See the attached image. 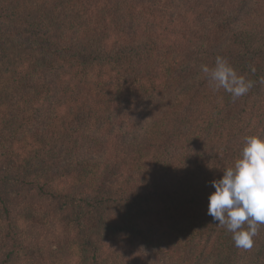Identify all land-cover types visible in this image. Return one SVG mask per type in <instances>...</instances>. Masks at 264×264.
<instances>
[{"label":"trees","instance_id":"trees-1","mask_svg":"<svg viewBox=\"0 0 264 264\" xmlns=\"http://www.w3.org/2000/svg\"><path fill=\"white\" fill-rule=\"evenodd\" d=\"M248 135L264 0H0V264H264L207 215Z\"/></svg>","mask_w":264,"mask_h":264},{"label":"clouds","instance_id":"clouds-1","mask_svg":"<svg viewBox=\"0 0 264 264\" xmlns=\"http://www.w3.org/2000/svg\"><path fill=\"white\" fill-rule=\"evenodd\" d=\"M200 71L208 77L211 87L223 89L234 98L245 95L252 87V81L239 75L220 56L212 67L201 65ZM210 185L214 191L207 198V215L231 233L235 247L250 250L259 227L264 225V139L245 136L239 155Z\"/></svg>","mask_w":264,"mask_h":264}]
</instances>
